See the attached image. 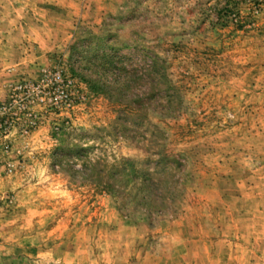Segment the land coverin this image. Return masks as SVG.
Instances as JSON below:
<instances>
[{
  "label": "rangeland",
  "instance_id": "1",
  "mask_svg": "<svg viewBox=\"0 0 264 264\" xmlns=\"http://www.w3.org/2000/svg\"><path fill=\"white\" fill-rule=\"evenodd\" d=\"M153 57L174 90L150 89ZM3 107L0 264H264V0H0ZM159 152L172 213L96 187L97 161Z\"/></svg>",
  "mask_w": 264,
  "mask_h": 264
},
{
  "label": "trees",
  "instance_id": "2",
  "mask_svg": "<svg viewBox=\"0 0 264 264\" xmlns=\"http://www.w3.org/2000/svg\"><path fill=\"white\" fill-rule=\"evenodd\" d=\"M106 58L107 56L104 55L100 58L90 59L93 61L92 64L97 66L96 68L100 67L103 71L109 72L113 80L122 77L127 87L134 84L137 79L144 80L142 77L136 76L135 69L126 70L122 65V67L118 66V62L114 61L115 58ZM94 59H99L101 65H97ZM150 59V63L145 65L143 72L145 78L150 80V89L160 92L164 86H167L164 92L174 90L167 80L163 65L158 63L156 57ZM127 68H131L130 65ZM87 84L93 91L102 90L101 87L97 88L99 86L97 81L89 79ZM166 94L167 104L170 108L174 92ZM157 156L153 171L145 168L139 169L128 161L110 166L97 161L91 170L95 176L96 187L109 195L123 198L126 205L133 207L134 212L139 210L147 216L157 217L172 213L173 204L179 196V180L175 178L179 163L163 152H159Z\"/></svg>",
  "mask_w": 264,
  "mask_h": 264
},
{
  "label": "built area",
  "instance_id": "3",
  "mask_svg": "<svg viewBox=\"0 0 264 264\" xmlns=\"http://www.w3.org/2000/svg\"><path fill=\"white\" fill-rule=\"evenodd\" d=\"M6 111H7V109H6L5 107L1 108V109H0V116H3L4 113H5ZM3 128H4V127H3L2 123H0V131H1Z\"/></svg>",
  "mask_w": 264,
  "mask_h": 264
}]
</instances>
